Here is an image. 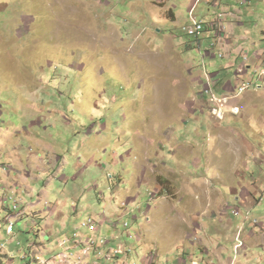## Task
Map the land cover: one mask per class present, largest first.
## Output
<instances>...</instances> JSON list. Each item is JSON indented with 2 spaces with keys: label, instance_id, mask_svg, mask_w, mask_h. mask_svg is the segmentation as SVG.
<instances>
[{
  "label": "rangeland",
  "instance_id": "rangeland-1",
  "mask_svg": "<svg viewBox=\"0 0 264 264\" xmlns=\"http://www.w3.org/2000/svg\"><path fill=\"white\" fill-rule=\"evenodd\" d=\"M194 1L0 0V264H64V238L93 243L89 264H218L219 245L223 264H264V81L234 94L264 66L237 78L240 58L190 37L222 18ZM254 7L247 60L264 52Z\"/></svg>",
  "mask_w": 264,
  "mask_h": 264
},
{
  "label": "crops",
  "instance_id": "crops-1",
  "mask_svg": "<svg viewBox=\"0 0 264 264\" xmlns=\"http://www.w3.org/2000/svg\"><path fill=\"white\" fill-rule=\"evenodd\" d=\"M204 1L207 4H210L213 7V9L220 11L219 14L213 13L214 19H211L208 22L209 24L215 23L218 20V16H219V18H221V17L222 18H221V25L219 23V24H216V26L214 27V28L218 29L219 31L218 30H212L210 25H208L207 29L205 27V31H204L203 35L200 37V41L206 40V39H212V43L214 44V46L211 47L209 45L210 48L214 49L215 47H217L220 49V51L222 53L225 54L226 57L234 59V64H230L228 70L238 62L237 59H235V57L240 58L242 60L240 66L241 65L242 66L239 69L235 70L233 73L234 76H236L237 78H239L244 73L245 69L250 71V72H253L258 67L264 66V52H262V56L260 53H258V54H256V53L251 54L250 53L251 55H253V57H251L250 60L247 61L246 67L243 68V64H244L243 55L245 54V50L242 48L243 44H241V43H247L248 40H247L246 35H244V36L240 35L241 33H244L243 29H244L245 24L242 21L244 19H247L248 13H253L254 9L256 7H258V6L254 7V5L257 4V1H259V3L264 6V0H204ZM194 3H195V1L192 2L191 6L189 7V10H191V8L194 7ZM222 30H223V36L221 35ZM214 33L216 36L214 35ZM261 33L264 34V28L261 29ZM245 34H250V32L245 33ZM209 46L207 45V48H209ZM207 52L211 53L212 50L206 49V53ZM239 72H240V75L238 74ZM219 75L220 74H218L216 76H219ZM223 86L225 87V85H223ZM34 134H36V133H34ZM34 134L31 136L30 141H31V143L35 142L33 144L39 146V138L37 137V134H36V136H34ZM28 135H29V133H28ZM18 159L19 158H15V160H17V162L20 163V161ZM18 171H20L23 174H26L25 176H31V174L28 171H25V170H18ZM6 172H8V171H6ZM0 173H3V170H0ZM11 174H13V173L12 172L7 173L6 176L3 178V180L1 181V184L4 185L6 187V189H9V190H10V188H9L10 186L8 185V183H11V180L14 181L15 177H16V174H15V176H12ZM15 190L17 191V188L14 190H11V191H15ZM30 207L33 208V205ZM34 208H36V207H34ZM19 211H20V208H19ZM52 211H53L52 215L58 213L56 207ZM9 212L11 214H13L11 212V210H9ZM16 223H17V221H16ZM66 240L69 242H67L63 247H61L60 243L66 241ZM37 244H39V250H41V252H42L41 253L42 258L44 257L45 254L53 252V249H48V250L42 249V247H41L42 242L41 241H39V242L37 241ZM36 246L37 245H35V248H36ZM55 247L57 248L56 250L62 251V252H57L56 254H58V253L59 254H61V253L66 254L67 253V255H69V257L66 259L65 263L63 262L64 264H89V262L85 263L84 261H85V259L88 261L90 259V255H89V253L88 254L83 253L84 247H83L82 243L79 242L78 240H76V239L68 240L67 238H64V240L60 239ZM223 252H224V249L220 245L218 246L217 249H215L214 255L216 254L215 255L216 257L214 256V259L218 260V264H223V262H222V261H224ZM97 255L99 256L100 252L96 250L94 252V257H96ZM205 256L209 257L212 255L211 254H205ZM243 257H245V256H243ZM181 259L182 258L180 257V259L178 260V264H182L180 261H183V260H181ZM106 260H109L108 257L106 258ZM233 261L234 260H231L229 264H231V262H233ZM25 262L26 263L29 262V259H26ZM209 264H212V262L210 261Z\"/></svg>",
  "mask_w": 264,
  "mask_h": 264
},
{
  "label": "built area",
  "instance_id": "built-area-1",
  "mask_svg": "<svg viewBox=\"0 0 264 264\" xmlns=\"http://www.w3.org/2000/svg\"><path fill=\"white\" fill-rule=\"evenodd\" d=\"M199 0H195L194 3V7L196 2H198ZM194 7L191 8V12L194 10ZM205 30V24L203 22H194L193 26L191 28H185L184 31L188 33V35L190 37H197L198 39L202 36L201 34L203 33V31ZM211 47L214 46V44L212 43L210 45ZM243 61L244 63H246L247 57L243 55ZM240 74V72L238 73ZM261 81H264V69L258 74V79L255 81H250V82H238L236 88H235V97L238 95H242L254 88L256 89H261L260 86H258L260 84ZM204 94L209 98V102L211 103V110L213 111V115L217 118V119H222L223 118V109H224V104L227 101V98L225 97H218L216 94L214 93H210V91H204ZM231 112L233 114H237L238 113V109L237 108H232ZM6 201H11L9 199L6 198ZM12 213L16 214L19 211V206H18V202H12ZM16 220L14 218L9 219L6 222V235L7 236H11L13 234V225L15 224ZM87 226V224H82V227ZM77 238V237H75ZM68 241H64L62 243H60V246L63 247ZM84 250L83 253L84 254H88L91 252V248L93 247V243L90 240L85 241L84 243H82ZM242 246L241 243H239L238 245H236L234 247L235 252L238 251V249ZM5 247L4 244L0 245V249H3ZM113 254H119L116 251L113 252ZM109 259V258H108ZM192 264H196L195 262H193Z\"/></svg>",
  "mask_w": 264,
  "mask_h": 264
},
{
  "label": "bare ground",
  "instance_id": "bare-ground-1",
  "mask_svg": "<svg viewBox=\"0 0 264 264\" xmlns=\"http://www.w3.org/2000/svg\"><path fill=\"white\" fill-rule=\"evenodd\" d=\"M206 91H210V93H213V91L212 90H206ZM215 93H216V91H214ZM9 200H12V198L11 197H9L8 198Z\"/></svg>",
  "mask_w": 264,
  "mask_h": 264
},
{
  "label": "trees",
  "instance_id": "trees-1",
  "mask_svg": "<svg viewBox=\"0 0 264 264\" xmlns=\"http://www.w3.org/2000/svg\"><path fill=\"white\" fill-rule=\"evenodd\" d=\"M204 31H203V33H204ZM203 33L201 35H203ZM192 38H195V40H198V41L200 40V38L198 39L197 37H192Z\"/></svg>",
  "mask_w": 264,
  "mask_h": 264
},
{
  "label": "clouds",
  "instance_id": "clouds-1",
  "mask_svg": "<svg viewBox=\"0 0 264 264\" xmlns=\"http://www.w3.org/2000/svg\"><path fill=\"white\" fill-rule=\"evenodd\" d=\"M185 29V28H184ZM19 212V211H18ZM17 214V213H16ZM16 223V222H15Z\"/></svg>",
  "mask_w": 264,
  "mask_h": 264
}]
</instances>
